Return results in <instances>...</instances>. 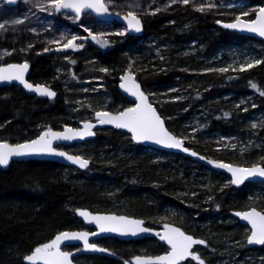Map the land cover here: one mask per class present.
<instances>
[{
  "label": "trees",
  "instance_id": "trees-1",
  "mask_svg": "<svg viewBox=\"0 0 264 264\" xmlns=\"http://www.w3.org/2000/svg\"><path fill=\"white\" fill-rule=\"evenodd\" d=\"M221 16L217 12L200 13L189 6H173L170 13L145 19L142 37L128 36L122 43L114 41L108 51L91 46L69 58L65 53L9 54L3 64L29 62V80L50 86L56 98L31 96L15 85L0 88V141L18 144L34 140L48 129L62 130L94 121L93 111L113 108V102L118 100L121 109L129 107L130 102L118 90L121 76L128 71L136 74L145 91L176 84L189 87L190 104L185 112H182V102L154 103L175 135H179L178 128L183 121L199 113L212 116L211 128L235 131L240 119L237 111L226 105L224 96L255 92L263 104L264 96L260 92H264V63L237 75L190 73L187 69L198 68V61L189 55L177 54L173 48L157 51L152 45L149 49L156 55L154 67L142 70L131 63L130 53L137 47L144 48L138 42L149 36L176 46L203 40L207 45L203 51L206 54L233 40H255L217 25L216 20ZM60 69L62 73L58 74ZM92 76L101 77L106 92L102 89L94 93L84 88L86 81H89L86 86L98 84L91 81ZM253 83L257 89L251 87ZM175 114L179 117H174ZM256 136L264 142V123L256 130ZM186 145L208 158L230 164L248 167L259 159L255 149L241 159L219 156L208 143L189 141ZM146 149L133 143L127 133L105 128L98 130L94 139L69 149L74 154L90 157L91 165L86 171L37 160L14 161L6 170L0 169V264H26L24 257L35 247L60 232L81 229L82 223L76 217L78 209L140 217L149 226L159 227L155 222L157 214L166 208H176L184 216L175 215L169 222L206 242L195 249L205 264H215L217 257L235 260L239 255L264 252V245L248 248L240 242L247 227L232 215L234 211L252 207L264 213V183H246L236 189L224 173L179 154H168V161H152L141 153ZM259 163L264 167V152ZM98 243L115 253L117 259L78 256L74 260L80 264H124L132 255H142V252L156 255L165 247L152 239L131 242L112 239L111 245L102 239ZM184 264L196 263L190 259Z\"/></svg>",
  "mask_w": 264,
  "mask_h": 264
},
{
  "label": "rangeland",
  "instance_id": "rangeland-1",
  "mask_svg": "<svg viewBox=\"0 0 264 264\" xmlns=\"http://www.w3.org/2000/svg\"><path fill=\"white\" fill-rule=\"evenodd\" d=\"M46 4L47 0H18L15 6H9L7 0H0V23L5 25L4 29H0V64H3L2 62L6 56L15 52H20L21 54L34 52L46 55L65 53L66 57L69 58V56L74 55L76 52L91 46L96 47L100 51H108L113 48L114 41H120L122 43L128 38L127 28L118 23H103L91 13H86L81 16L79 20H76L73 14H59L52 9L40 11L39 6ZM108 4L109 8L114 12L127 14L131 11L144 20L158 13H170V8L173 6H189L192 10L197 11L196 9L201 4H214L215 7L210 9L206 8L205 11L197 12L204 14L217 12L220 15L222 14L223 16L221 17L223 18L216 20V24L221 25L222 22L230 20V17L232 18L231 20H235L237 16H241L242 19L249 21L254 20L256 16L255 10L264 6V0H191L188 5L180 3L179 0L174 4L171 0H108ZM245 11L249 12V15L242 16V13ZM17 19H22L24 23L15 24L14 21ZM85 27L93 34H106L103 38L109 41L108 45L101 47L99 44L95 43L88 37V33L84 31ZM116 32H124L125 34L114 35L113 33ZM72 35L86 38L76 42L77 44H82L83 47L76 50L63 49L57 51L56 49L62 48V44L66 42V38ZM56 41L60 43H56ZM138 44H142L144 48H140L139 50L137 47L130 53L131 63L135 65L137 69L140 68L142 70H146L151 65L154 67L152 63L156 61V55L150 51L149 45H152L157 51L160 49L173 48L177 54L191 56L193 60L199 62V67L193 70L188 68L187 71L190 73L194 71H198L199 73L232 72L237 75L241 71H232L231 69H238L241 65L249 61H263L264 57V43L259 40H233L227 45L220 46L215 52L209 54L203 52L206 50L207 46L206 42L203 40L191 41L183 46H176L168 41L163 43L161 38L149 36L148 38H142ZM45 49L49 50L45 51ZM68 58L67 60L72 61ZM225 67L230 70L228 72L210 71L212 69ZM59 73H62L61 69L58 71V74ZM91 81L98 82V84L86 86V84L89 83V81H86L84 85L85 89L97 93L99 90L106 88L101 84V77L92 76ZM91 87H93V89ZM106 89L104 92L107 91ZM146 93L153 98V104L162 101H178L183 103L182 112L189 109L190 90L188 86L183 87L180 84H176L166 89H159L151 92L146 91ZM224 98L226 100V105L232 106L238 113L240 119L238 129L233 132L217 131L211 128L209 123L212 116L199 113L197 116L194 114L193 117L191 116L186 121H183L178 128L179 135L176 136L183 138L185 143L189 141L208 143L217 155L230 158L242 159L249 151L255 149L257 150V157L259 159L248 167L260 165L259 160L263 157L264 142L257 138L256 130L261 128L264 123V102L263 104L260 103L255 92H250L241 96L228 94L224 96ZM113 103V108L107 109L104 107L98 111H119L121 109L120 101L118 100ZM95 113L96 111H93L92 115L94 116ZM202 114L205 116H201ZM177 115L178 114H175L174 117L178 118L179 116ZM253 124L256 125L255 128ZM73 127L78 128L79 124L73 125ZM141 153L145 154L146 157L152 161H168V154H170L152 148H148ZM87 157L90 159L89 156ZM178 193L180 194V192ZM175 215L183 217L184 212H180L173 207L166 208L157 214L158 218H156L155 222H158V226L162 228L167 223H171L169 221L175 217ZM249 234L250 230L246 228L245 237L240 240L245 246L247 245ZM106 244L111 245L112 239L107 238ZM145 253L148 254L146 250ZM196 253L199 255V252ZM141 254L143 255V252ZM132 257L133 255L124 261H130ZM195 263L197 264L196 261ZM215 264H264V252H258L251 256L239 255L235 260L217 257L215 259Z\"/></svg>",
  "mask_w": 264,
  "mask_h": 264
},
{
  "label": "snow or ice",
  "instance_id": "snow-or-ice-1",
  "mask_svg": "<svg viewBox=\"0 0 264 264\" xmlns=\"http://www.w3.org/2000/svg\"><path fill=\"white\" fill-rule=\"evenodd\" d=\"M9 3H15L16 0H8ZM174 4L177 0H171ZM180 3L188 5L191 0H179ZM215 7L214 4H201L196 10L205 11L206 8L210 9ZM40 11H47L52 9L55 12H61L62 10H68L75 13V19L79 20L81 15L90 10L97 16L110 15L108 0H47L46 5L39 6ZM256 11L254 20L244 21L241 16H237L233 23L223 24L222 26L229 29H238L241 31H247L250 33L258 34L260 37H264V6H261ZM155 14V13H152ZM249 15V12L245 11L242 16ZM127 21V28L140 32L142 30L141 20L134 12H128L123 17ZM15 24H22V19L14 21ZM219 23V21H218ZM5 25L0 23V29H4ZM84 31L88 33L95 43L101 47L108 45L109 41L104 39L106 34H93L87 27ZM114 35H124V32H116ZM86 39L85 37L72 35L66 38V42L62 44V48L56 49L57 51L63 49H73L83 47L82 44H77L78 40ZM56 43H60L56 41ZM49 49H45L48 51ZM264 61L255 60L249 61L241 65L238 69L233 68L232 71H246L251 69ZM29 65L27 62L22 64H9L6 67H0V82H12L18 81L24 86L25 89L30 92H35L40 96H47L48 98L55 97L56 93L51 91L46 86L36 85L33 86L25 80V73L28 71ZM230 69L220 68L212 69L210 71L228 72ZM101 71L107 72V69H101ZM122 83L120 87L131 96L135 97L138 103L135 107H130L119 114L113 115L107 111L96 112V120L100 125L111 124L116 128L127 129L133 134V139L137 142L151 141L157 145H161L166 148L179 149L181 151L188 152L189 150L183 147V138H177L171 135L164 127L163 120L157 114L155 108L148 102L147 96L141 91L138 83L135 82L134 76L130 73L121 77ZM251 87L257 89L256 84H251ZM260 95L264 96V92H260ZM96 125L91 122H85L83 130H74L71 128L65 129L64 132H54L51 129L43 132L37 139L30 142L17 144L15 146L7 143H0V165H8L12 157H25L33 154H48L53 156L63 157L73 164L78 165L80 168H86L89 161L79 156L68 155L63 151H57L53 148L54 140L70 141L73 139H83L86 136L94 135L92 128ZM255 128L256 125L253 124ZM191 155H197L195 152H191ZM204 159V157H200ZM209 163H214L209 161ZM216 167L227 169L232 174L231 183L239 185L244 182L248 177H264V167L254 165L251 168L234 167L225 163H216ZM78 215L83 217L85 221L89 223H95L101 233H118L120 235H132L135 236L138 233L149 231L142 227L143 221L133 220L127 217L116 216H94L89 212L80 210ZM241 219L246 220L251 225V233L248 236V244H260L264 245V214L256 211L255 209L245 212L236 213ZM89 233L87 232H62L55 236L53 240L48 243H44L41 246H37L31 252V254L24 257L27 264H72L69 259L70 253L61 250V244L65 241H82L85 249L94 251H105V249L97 248L96 245L89 243ZM96 235V233H92ZM161 240L165 241L171 248V251L163 256H157L155 258H141L136 257L135 264H181L188 258L196 261L197 264H204V261L199 257L198 253H193L192 249L194 245L206 244L203 240H198L191 235L186 234L179 228L165 225V232L163 235L156 233Z\"/></svg>",
  "mask_w": 264,
  "mask_h": 264
},
{
  "label": "water",
  "instance_id": "water-1",
  "mask_svg": "<svg viewBox=\"0 0 264 264\" xmlns=\"http://www.w3.org/2000/svg\"><path fill=\"white\" fill-rule=\"evenodd\" d=\"M8 2V0H7ZM18 0H16L15 3H9L8 2V5L9 6H15L17 4ZM70 12V13H73L71 11H68V10H62L61 12ZM61 12H58V13H61ZM86 13H91L94 17H96L98 20L104 22V23H119L120 25L122 26H125L127 28V21H125L123 19L124 16H126L127 14H120V13H117V12H113L110 8H109V13L110 15H104V16H97L95 13H92L90 10H86L81 16H83L84 14ZM75 15V13H73ZM138 18L141 20V26H142V30L140 32H135L134 30H130L127 28V34L128 36L130 37H142L145 33V24H144V21L142 20V18H140L138 16ZM244 21H249V20H245L243 19ZM235 20H229V21H225V22H222L221 23V27H223L222 25L223 24H227V23H233ZM225 30L231 32V33H235V34H238V35H241V36H246V37H252V38H255L257 40H260L264 43V37H260L258 34H255V33H250V32H247V31H241V30H238V29H229V28H225L223 27ZM22 63H25V62H22ZM22 63H9V64H22ZM28 65H29V68H28V71L25 73V80L28 82V83H31L33 86H36V85H40V86H46L48 87L51 91H54L53 88L49 87L48 85H45V84H34L33 82H31L29 80V75H30V71H31V65L29 62H27ZM9 64H0V67H6L7 65ZM132 74L134 76V79H135V82L139 84L140 86V89L141 91L147 96L148 98V102L152 105L153 108H155L157 114L161 117V119L163 120V123H164V127L165 129L173 136L177 137L174 133H172L169 128L167 127V124L164 120V118L161 116V114L159 113L158 109L156 108V106L154 104L151 103L150 101V97L149 95L144 91L143 89V86L142 84L136 79V75L133 73V72H127L125 74ZM124 74V75H125ZM123 75V76H124ZM122 83V80L120 79V83L118 84V90H119V93L124 97L126 98L127 100H129L131 103H133L132 106L130 107H135L136 103H138V101L136 100L135 97L131 96L129 93L125 92L124 89H122L120 87V84ZM12 85H15V86H18L20 88H22L28 95H31V96H36L38 98H48L47 96H40L38 95L37 93L35 92H30L29 90L25 89L24 86L22 84H20L18 81H12V82H0V88L2 87H8V86H12ZM55 92V91H54ZM56 93V92H55ZM56 98V95L55 97L53 98H49V99H55ZM128 107V108H130ZM128 108H125L121 111H118V112H110L112 113L113 115H116V114H119L120 112L122 111H125L127 110ZM99 112V111H98ZM108 112V111H107ZM95 117V120H96V113L94 115ZM86 122H91L93 124H95L96 126L94 128H92V131L94 133V135L92 136H86L85 138L83 139H73V140H70V141H65V140H54L53 141V148L57 151H63L65 153H67L68 155H72V156H79V157H82L80 155H76V154H73L71 152H69L67 150L68 147L74 145V144H81V143H84L86 141H89V140H92L96 137L97 135V130H100V129H104V128H112V129H116L118 131H121V132H124V133H127L130 137H131V140L133 141V143H136V144H139V145H142V146H145V147H149V148H153V149H157V150H160V151H164V152H168V153H172V154H179V155H182V156H185L191 160H194V161H197L203 165H205L206 167L208 168H211L213 169L214 171H217L219 173H224L226 174L230 180H232V174L227 170V169H224V168H218L215 166L216 163H225V164H229V165H232L234 167H241V168H251V167H242V166H238V165H234V164H230V163H226V162H223V161H220V160H216V159H212V158H208L202 154H200L199 152L195 151L194 149L192 148H189L186 143L184 142L183 143V147L188 149L189 151L188 152H185V151H181L179 149H171V148H166V147H163L161 145H157L151 141H141V142H137L136 140L133 139V134L131 132H129L127 129H122V128H116L114 125H111V124H104V125H100L97 120L96 121H86ZM85 122H82L80 123V126L78 128H75V127H72V126H66L64 127L62 130H53L51 129L52 131L54 132H64L65 129L67 128H71V129H74V130H83V125H84ZM47 131V130H45ZM43 131V132H45ZM42 132V133H43ZM41 133V134H42ZM40 134V135H41ZM39 137V136H38ZM179 138V137H177ZM37 139V138H36ZM35 140V139H34ZM32 141V140H31ZM26 142H30V141H26ZM0 143H7L9 145H12V146H15L17 144H11L9 142H5V141H0ZM22 143H25V142H22ZM21 144V143H19ZM64 147V148H63ZM191 152H195L197 155H191L190 153ZM200 157H204V159H201ZM83 159H86L84 157H82ZM29 160H37V161H46V162H55V163H59L61 165H64V166H68V167H73V168H77L81 171H86L88 170V168L90 167L91 165V161L89 159H86L89 161L88 163V166L86 168H80L78 165L76 164H73L71 163L70 161L66 160L65 158L63 157H59V156H53V155H48V154H33V155H29V156H25V157H12L8 163V165L6 166H2L0 165V169L2 170H6L11 164L12 162L14 161H29ZM209 161H213L214 163H209ZM261 167H263L262 165H259ZM253 167V166H252ZM246 183H264V177H259V176H254V177H248L247 179L244 180L243 183L239 184V185H235V184H232L231 183V186L233 188H240L242 187L244 184ZM255 209L256 211L258 212H261L262 214H264L262 211H260L259 209L255 208V207H252L250 209H247V210H243V211H234L233 212V216L235 218L238 219V221L240 222V224L246 226L249 230H250V233H251V225L246 221V220H243L241 219L240 216L236 215V213H245V212H248V211H251ZM80 210H84V211H87L89 212L91 215H94V216H116V217H127L129 219H133V220H141L143 221V224H142V227L148 229L149 231L147 232H143V233H138L137 235L135 236H132V235H120L118 233H109V232H104V233H101L99 231V228L96 226V224L93 222V223H89L87 221H85V219L81 216L78 215V211ZM77 212H76V217L78 218V220L83 224V226L85 228H91L93 229V231H88V230H66L68 232H87L89 233V243L91 244H94L96 245L97 248H102V249H105V251H94V250H90V249H85L84 248V245H83V242L82 241H65L61 244V250L62 251H65V252H68L70 253V256H69V259L72 261V264H79V263H76L74 261V257L76 256H79V255H89V256H99V257H108V258H112V259H117V255L111 251H109L107 248L103 247V246H100L96 243H94V241L96 240H99V239H103V238H115V239H118V240H121V241H130V240H142V239H145V238H155L159 243L165 245L168 249V251L164 254H160V255H155V256H148V255H137V256H134L133 258H131L130 261H125L124 264H135V261H136V257H141V258H155L157 256H163V255H166L168 254L170 251H171V248L170 246L163 240L160 239V237L158 235H156V233H160L161 235L164 234L165 232V226L162 228V229H155V228H151V227H148L146 226V221L142 218H138V217H134V216H129V215H125V214H121V215H118V214H115V213H103V212H92L90 210H87V209H79ZM168 226H171V227H176V228H179L181 231L185 232L180 226L176 225V224H173V223H168L166 224ZM65 232V231H63ZM62 233V232H60ZM58 233V234H60ZM92 233H96V235H92ZM186 233V232H185ZM57 234V235H58ZM188 234V233H186ZM188 235H191V234H188ZM250 235V234H249ZM56 236V235H55ZM55 236L51 239L53 240L55 238ZM192 236V235H191ZM194 237V236H192ZM195 239H198V240H203V239H199V238H196L194 237ZM50 240V241H51ZM48 241V242H50ZM204 241V240H203ZM47 242V243H48ZM204 244H200V245H194L193 246V253L196 249L197 246H203ZM248 248H255V247H261L263 245H260V244H248L246 245ZM77 248V249H72V250H66V248ZM31 254V253H30ZM191 258H188L184 261H181V264H184L186 263L188 260H190ZM26 262V261H25ZM27 264V262H26Z\"/></svg>",
  "mask_w": 264,
  "mask_h": 264
},
{
  "label": "flooded vegetation",
  "instance_id": "flooded-vegetation-1",
  "mask_svg": "<svg viewBox=\"0 0 264 264\" xmlns=\"http://www.w3.org/2000/svg\"><path fill=\"white\" fill-rule=\"evenodd\" d=\"M144 20V19H143ZM146 226H148L149 227V225L146 223ZM151 227V226H150ZM151 228H155V229H161L160 227H151ZM145 239H148V240H151L152 239V241H154L155 243H158V241L155 239V238H145ZM142 240H144V239H142ZM130 242H131V240H130ZM165 246V245H164ZM167 252V247L165 246L164 247V249H163V252L162 253H160V254H164V253H166ZM160 254H156V255H160ZM155 256V255H154Z\"/></svg>",
  "mask_w": 264,
  "mask_h": 264
},
{
  "label": "bare ground",
  "instance_id": "bare-ground-1",
  "mask_svg": "<svg viewBox=\"0 0 264 264\" xmlns=\"http://www.w3.org/2000/svg\"><path fill=\"white\" fill-rule=\"evenodd\" d=\"M141 18V17H140ZM143 20V19H142ZM144 21V20H143ZM119 24V23H118ZM145 24V23H144ZM145 34V33H144ZM128 35V34H127ZM130 37V36H129ZM108 112H111V111H108ZM94 121H96L95 120V117H94ZM86 122V121H85ZM80 126V125H79ZM107 128H109V127H107ZM105 129V128H104ZM101 130V129H100ZM98 131V130H97ZM90 141V140H89ZM86 142H88V141H86ZM86 142H84V143H86ZM84 143H81V144H84ZM81 144H74V145H81ZM74 145H72V146H70V147H68L67 148V150L69 151V149L71 148V147H73ZM70 152V151H69ZM72 153V152H71ZM74 154V153H73ZM77 155V154H76ZM80 156H82V155H80ZM83 157V156H82ZM85 158V157H84ZM86 159H88V158H86ZM90 160V159H89ZM91 161V160H90ZM64 166V165H63ZM68 167V166H67ZM77 169V168H76ZM88 210V209H87Z\"/></svg>",
  "mask_w": 264,
  "mask_h": 264
}]
</instances>
